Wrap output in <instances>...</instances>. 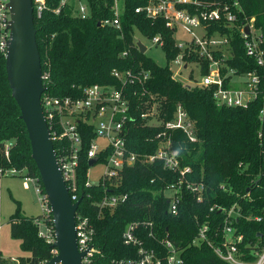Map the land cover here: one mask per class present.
Returning <instances> with one entry per match:
<instances>
[{"label": "trees", "instance_id": "1", "mask_svg": "<svg viewBox=\"0 0 264 264\" xmlns=\"http://www.w3.org/2000/svg\"><path fill=\"white\" fill-rule=\"evenodd\" d=\"M45 1L46 9L39 18L34 17V25L42 72H49L46 91L56 96L80 95L85 85L114 82L110 75L113 68L147 71L146 92L143 94L138 85L130 88L133 104L142 102L134 110V119L128 123L129 148L150 154L158 147L155 134L162 128L147 125L146 120L139 117L141 111L154 106L158 120L165 121L181 105L194 122L196 140L189 141L181 130L167 131L166 135L181 166L191 168L187 179L203 182L206 188L201 202L183 189L178 211L171 214L162 191L168 183L177 180L178 174L166 169L161 161L145 164L138 161L125 167L117 177L115 190L127 193V200L113 210L99 212L96 202L103 190L100 185L85 186L88 160L81 156L77 213L88 215L95 229L94 251L89 264H115L117 259L134 256L135 249L122 240L123 230L131 221H153L158 237L168 234L176 245L184 246L195 235L198 224L208 220L217 228L230 209L235 211L231 223L236 233L243 236L240 245L254 242L257 236L260 244H264V117L259 120L260 101H253L247 108L217 106L211 90L183 85L171 77L168 64L160 66L140 52L134 43L136 31L145 38L161 35L168 61L177 52L173 31L162 19L153 20L134 12L135 6L143 0H126L121 31L97 24L112 17V0H87L91 14L86 19L73 16L69 7L55 14L52 10L60 0ZM238 1L242 11L239 17H254L255 26L264 33V0ZM236 41L235 52L242 57L240 40ZM126 50L127 55L121 56ZM4 54L0 49V167L25 170L41 185L31 158L26 128L11 96ZM232 64L237 65L233 61ZM90 137V134L85 136V147ZM6 141L12 142L8 159L3 151ZM213 205L219 209L210 211ZM37 217L40 215H24L16 201L15 212L8 218L11 236L19 239L21 248L29 253L19 257L18 264H40L50 257L49 246L38 236L34 221ZM184 257L189 263L218 262L205 246L188 248ZM0 264H4L1 259Z\"/></svg>", "mask_w": 264, "mask_h": 264}, {"label": "built area", "instance_id": "2", "mask_svg": "<svg viewBox=\"0 0 264 264\" xmlns=\"http://www.w3.org/2000/svg\"><path fill=\"white\" fill-rule=\"evenodd\" d=\"M7 2L0 0V49L3 51L9 37V30L6 29L10 19ZM125 4L126 0H112V17L98 21L100 25L121 31ZM32 7L34 17L39 18L46 9V1L32 0ZM65 7L71 8V14L80 19H86L91 14L87 0H60L52 11L59 14ZM134 12L153 20L162 19L165 26L173 31V38L180 30L187 36L180 37L179 42L174 38L177 52L168 61L173 79L178 80L177 75L186 71L192 81L188 87L211 90L217 106L247 108L250 103L259 100L261 106L258 116L260 121L263 120L264 33L255 26L254 17H239L242 11L238 0H143L135 6ZM147 39L164 51L161 35ZM236 39L240 40L244 53L242 57L235 52L238 46ZM127 53V50L123 51L121 56ZM232 61L237 65L232 64ZM110 75L114 80L112 83H92L83 86L80 95L56 96L46 91L49 72H42L45 87L41 95L42 111L53 147L55 143L58 168L72 202L78 200L77 175L81 156H86L88 160L85 186L100 185L103 190V195L96 202L99 212L103 209L113 210L127 200V193L115 190L118 187L117 177L125 167L138 161L144 164L161 161L166 169L178 174L177 180L168 183L162 191L168 199L169 213H177L183 189L191 193L197 202H201L206 189L203 182L187 179L191 168L181 166L166 135L167 131L181 130L189 141L194 142V122L188 113L178 105L172 117L162 121L158 120L154 106L148 111H141L139 117L145 119L147 125L162 129L155 134L159 142L154 153H137L128 145V123L134 119V110L139 108L142 100L134 105L130 88L138 85L144 94V84L149 74L143 69L135 71L130 68H113ZM136 93V90L133 91L134 95ZM89 134L91 137L85 147V136ZM11 145V141L4 143L3 151L7 159ZM92 158L96 161L91 166L98 163L103 165V171L94 183L88 178L91 167L89 160ZM18 172L14 167H0V176L17 175ZM21 176L25 186L34 182L39 188L37 178L28 176L26 172L21 173ZM39 190L43 194L39 200L43 213L34 221L38 236L49 246L50 257L40 261V264H45L58 251L53 246L56 239L50 206L44 191ZM215 208L219 209L213 205L210 211ZM226 215V219L217 228L212 227L208 220L198 224L195 235L184 246L176 245L168 234L158 237L153 221H131L123 230L122 240L125 245L135 249L134 256L117 259L115 264H264V244H260L259 236L254 242L241 246L243 236L236 233L231 223L235 216L234 209L228 210ZM75 229L78 250L87 252L82 263L89 264L94 251L92 240L95 234L90 217L76 210ZM203 246L210 250L214 259L218 260L217 263H189L186 260L184 252L188 248Z\"/></svg>", "mask_w": 264, "mask_h": 264}, {"label": "water", "instance_id": "3", "mask_svg": "<svg viewBox=\"0 0 264 264\" xmlns=\"http://www.w3.org/2000/svg\"><path fill=\"white\" fill-rule=\"evenodd\" d=\"M9 37L5 47V69L11 96L18 105L19 118L27 131L31 158L39 174L53 217L58 254L45 264H83L87 252L77 248L75 214L80 199L72 202L56 161L53 142L41 106L45 91L41 59L36 42L32 0H8ZM100 25V22L97 23ZM247 31V28L245 29ZM140 52L146 47L136 42ZM96 159L89 160L93 165Z\"/></svg>", "mask_w": 264, "mask_h": 264}, {"label": "rangeland", "instance_id": "4", "mask_svg": "<svg viewBox=\"0 0 264 264\" xmlns=\"http://www.w3.org/2000/svg\"><path fill=\"white\" fill-rule=\"evenodd\" d=\"M180 37H187L183 31L174 34V38L179 42ZM135 42H141L145 47V54L151 57L158 65L165 66L168 60L163 49L154 45L150 39L145 38L136 31L134 36ZM172 58L169 59V61ZM177 79L183 85H191L192 81L186 71L177 75ZM200 81V79H198ZM103 171L102 164L91 166L88 171V178L91 182H96ZM25 170L18 172L24 173ZM20 175L4 174L0 176V259L4 264H18L13 259L28 256V252L20 246V240L11 236L8 218L15 212L16 201L20 203L21 211L27 216H38L43 213L40 201L43 194L38 186L29 182V187H24L23 177Z\"/></svg>", "mask_w": 264, "mask_h": 264}, {"label": "crops", "instance_id": "5", "mask_svg": "<svg viewBox=\"0 0 264 264\" xmlns=\"http://www.w3.org/2000/svg\"><path fill=\"white\" fill-rule=\"evenodd\" d=\"M3 175H4V174H3ZM17 175H19V174H17ZM20 176H21V175H20ZM23 185H24V184H23ZM24 187H29V183H28L27 186L24 185ZM23 214H24V213H23ZM24 215H25V214H24ZM26 216H27V215H26ZM28 255H29V254H28ZM13 260L16 261V262L18 261V259H13ZM17 263H18V262H17Z\"/></svg>", "mask_w": 264, "mask_h": 264}]
</instances>
